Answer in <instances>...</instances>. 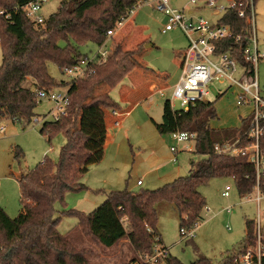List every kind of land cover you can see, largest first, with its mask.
<instances>
[{
	"label": "trees",
	"instance_id": "trees-1",
	"mask_svg": "<svg viewBox=\"0 0 264 264\" xmlns=\"http://www.w3.org/2000/svg\"><path fill=\"white\" fill-rule=\"evenodd\" d=\"M30 1L0 0V10L9 14L8 18L0 14V119L25 127L38 116V91L63 86L67 91L65 112L58 119L45 120L47 115H43L39 132L49 142L62 133L65 141L57 161L45 156L18 176L19 214L10 217L0 206V264H92L86 257L89 251L75 248L67 234L59 232L60 216H55V203L66 207V193L86 189L84 174L103 158L107 134L104 112L120 108L110 91L132 69H149L135 58L143 49L142 43L131 50L114 44L105 61L93 65V73L79 79L54 77L48 64L64 75V68L89 57L81 52L82 45L93 43L98 47L107 41V31L115 28L119 20H126L141 0H60L57 10L42 25L32 23L22 10ZM219 21L230 26L232 35L215 41L216 51L229 52L240 65L252 69L242 55L250 44L247 18L239 17L232 9L222 13ZM225 93L226 89L213 101L195 100L186 109H174L169 100L163 103L161 120L154 122L156 130L160 134L184 131L194 135L192 152L198 158L189 161L185 176L155 189L111 190L91 211L66 208L61 215L76 218V227L104 247L126 239L136 256L150 253L156 243L162 244L157 230V203L172 205L178 214L179 230L194 229L206 205L199 191L202 184L215 177H230L240 196L252 193L255 168L246 156L215 150L216 145L241 146L248 142L250 114L240 116L238 127L211 125L217 118L216 101ZM260 148L264 151V134ZM14 156H21L19 146ZM259 189L264 193V178ZM244 225L245 238L240 246L227 252L218 264H230L233 256L254 241V220L246 218ZM195 262L217 264L206 257ZM168 264L184 263L170 254Z\"/></svg>",
	"mask_w": 264,
	"mask_h": 264
},
{
	"label": "rangeland",
	"instance_id": "rangeland-1",
	"mask_svg": "<svg viewBox=\"0 0 264 264\" xmlns=\"http://www.w3.org/2000/svg\"><path fill=\"white\" fill-rule=\"evenodd\" d=\"M172 1L171 6L182 5L187 2V0ZM256 2L255 13L257 19L256 24L258 26H256L257 32L255 33L256 39L259 41L258 27L263 25L261 11L263 10L262 2L264 0H256ZM151 3L153 6H150ZM59 4L60 0H46L40 7V14L46 19L51 13L57 10ZM133 12H136L137 23L142 21L148 24V30L145 33L150 34V40L146 44L153 43L152 47L146 48L144 46L143 59L146 60L149 67L154 69L172 68L169 61L171 52L176 48H180L184 40H186L182 31L179 29H172L165 33L161 31L165 24V16L162 11L157 9V4L154 0H141V3L131 13ZM195 13L211 21L217 19V16L212 15L207 8L196 10ZM97 48L95 44L87 43L86 45H82L80 50L92 56ZM122 49L125 50L124 48ZM1 56L2 52L0 48V62ZM259 67L261 68V64L258 65L257 72ZM48 68L54 77L68 78L66 75L61 74L58 68L52 63L48 64ZM237 77L240 78V75L236 74V79ZM228 85L227 82L219 83L217 81H211L205 87L208 91V94L205 96V100L207 101L215 100L217 95L226 89V93L216 101L217 118L211 121V125L214 127H238L240 125L239 115L246 116L248 114L246 110L249 108L247 106H239L236 103L239 88L233 84L230 87ZM57 89L62 92L65 90V87L59 86ZM110 94L112 97L115 95L113 90L110 91ZM165 100H169L174 109L182 108L180 101L172 97V91L169 89L165 91L163 97L155 96L152 109L147 111L149 118L152 117L160 121ZM53 107L54 103L51 100L40 99L35 109L38 116L32 119L25 127L19 123H12L7 118L0 119V128L2 126L5 127L4 131L0 130V206L4 208L10 217L17 216L21 211L20 187L16 180L20 173L34 167L45 156H48L53 161L59 159L60 149L65 141L63 134L58 133L54 135L49 142L39 132L43 122V115H47L45 120L52 119V114L47 113ZM241 107H244V110L240 109ZM16 146H19L21 150V156L19 158L14 156ZM183 146L187 148L181 151L182 154L180 156L182 159L180 158L181 160L177 162V165L181 168L178 176H185L188 173L189 160L198 158L192 152L194 146L193 140L179 143V150ZM124 148L126 151L128 146L126 145ZM143 157L144 154L142 151L129 150V153L125 152L124 157L122 160H119L114 170L107 172L111 174L105 180V186H107L108 182H111L114 184V187H119V189L115 190H121L127 184L128 186L133 184V186H136V189H129L132 191H137L140 188L155 189L162 186L163 183L150 187L146 185L147 180L143 176V171L148 166H145L146 163L142 161ZM173 178L168 181H172ZM138 179L144 182L141 187L136 185ZM84 181H86V178ZM226 185L230 186L229 196L227 197L222 195V191ZM199 191L205 197L206 205L201 212V217L193 229L191 236L187 235L184 237L180 235L178 214L173 211L168 202L156 204L158 215L157 230L162 240L161 243L168 248L172 256L178 258L184 264H197L195 260L200 257H206L218 264L227 252L237 249L245 238L244 223L246 218L252 219L255 222L257 217H259L261 223H264V198L260 200L259 204L254 200H247L248 197L253 198L257 195L256 190L247 196H240L233 179L230 177L212 178L207 183L202 184L199 187ZM69 193H66L64 196L66 207H63L60 202L55 203V210L57 211L55 216H60L57 227L62 234L71 233L72 227L76 226L77 223L76 218L61 215V211L66 208H71L73 204H77L76 198L72 199L70 205L68 204V198L66 197ZM86 193L88 197H94L99 200L98 203L90 205V202L88 206L79 204L73 208L81 210L82 207L86 210L85 212H89L105 198L103 192ZM69 239L75 248H83L89 251L86 257L92 264H125L129 258L135 255L126 239H122L107 248L96 244V242L85 235L79 228L76 229Z\"/></svg>",
	"mask_w": 264,
	"mask_h": 264
},
{
	"label": "built area",
	"instance_id": "built-area-1",
	"mask_svg": "<svg viewBox=\"0 0 264 264\" xmlns=\"http://www.w3.org/2000/svg\"><path fill=\"white\" fill-rule=\"evenodd\" d=\"M45 1L32 0L22 7L25 15L35 25H42L45 21V18L40 14V7ZM156 1L157 8L163 11L167 17L162 31L180 29L188 39L179 65L180 75L172 89V97L180 101V106L186 109L189 103L195 100H205V96L208 94L205 87L211 81L227 82L228 87L233 84L239 88L236 103L249 108L250 118L246 131L248 142L241 146L227 143L216 145L215 150L246 156L247 161L255 168L254 190L257 192L255 197H248L247 200H254L259 204L260 200L264 198V193L259 189L260 181L264 178V151L260 148V137L264 134V95L260 93L257 79V66L262 54L256 46L254 0H188L187 7L171 6L169 0ZM136 6L130 10L129 14ZM202 8H207L212 15L217 16V19L211 21L195 13L196 10ZM232 9L237 10L239 17H246L250 25V44L243 49L242 55L244 62L248 63L252 69H246L245 66L240 65L231 53L216 51L215 41L232 35L230 26L219 21L222 13ZM0 14L5 15L6 18L9 17V14L2 9ZM123 22V20H119L115 28L107 31V35L111 37ZM110 49L111 47L106 44V41L103 42L92 56L82 58L77 64L64 68V75L70 79H79L90 75L94 71L93 65L103 63L110 53ZM236 74H239L240 78L236 79ZM159 93L163 94L162 91ZM37 97L51 100L54 103L53 109L49 112L53 119H58L65 112L66 88L62 92L57 88L43 89L38 91ZM110 113L115 117L119 115L115 109H112ZM114 124L120 126L121 120L116 118ZM170 135L176 142L192 140L194 137L192 133L184 131L172 132ZM140 183V180L137 181V184ZM229 190L230 186L226 185L222 195L229 196ZM180 232L184 236H191L193 229L181 227ZM254 235V241L247 244L243 251L233 256L230 264H264V223H261L259 217L254 222ZM169 256L168 248L163 244L156 243L150 253L136 255L125 264H168Z\"/></svg>",
	"mask_w": 264,
	"mask_h": 264
},
{
	"label": "crops",
	"instance_id": "crops-1",
	"mask_svg": "<svg viewBox=\"0 0 264 264\" xmlns=\"http://www.w3.org/2000/svg\"><path fill=\"white\" fill-rule=\"evenodd\" d=\"M154 1L157 4V1ZM172 2V0H169L170 5H172ZM256 3L257 2H255L254 4L255 32H257L256 26H258L256 24L257 19L255 13ZM262 3L263 10L261 11V21L263 20V25H260L259 22L260 27H258V33L260 40L258 41L256 39V46L258 51L262 54L261 60L259 62V64H261V68L259 67L258 69L257 79L259 83L260 93L264 95V2ZM150 6H153L152 3L150 4ZM173 6L187 7L188 0L182 5ZM164 16V20L166 23L167 17L165 13ZM136 19V12L130 13V15L126 20H124L122 25L116 29L115 33L111 37H109V39L106 41V44L110 47H112L114 44H118L125 50H131L136 48L138 44L142 43L143 49L141 50L140 54L135 55V57L141 65L148 67L149 70L145 71L137 67L132 69L129 73H127L125 78L115 88L112 89L115 93L113 98L120 104V108L115 109L118 111L119 115L116 117L112 116L110 113L112 109L105 110V126L107 134L104 143L103 158L100 162L91 165L88 171L84 174L82 181L87 186V188L78 192H70L69 194H67L66 198H68L67 202L69 205L72 199L76 198L77 204L71 205V208L77 207L79 204L88 206L90 202V205L98 203L99 200L94 197H88V195H86V192H103V195H105L111 190L119 189V187H114V184H112L111 182H108L107 186H105L104 182L105 180H107V177L111 174L107 172H111L112 170H114L119 160H122V158L124 157V153H129V150L142 151V153L144 154L142 161H144V163H146L145 166L148 167H145L146 169H144L143 171V176L144 178H146V185L149 187L154 186L156 184L159 185L161 183H168L169 179L173 177V179L177 178L180 173L181 168L179 167V165H177V162L182 159L180 156V154H182L181 151H184L187 147L183 146L179 150L180 147H178V145L183 141L176 142L170 134H160L156 130L154 125V122H159V120H155L152 117L149 118V114H147V111H150L152 109L155 96L163 97L165 95V91L169 89H171L172 91L173 86L177 82L180 75L179 65L183 50L188 44V39L184 35L186 40H184L182 46L180 48L172 50L171 58L169 60L172 65V68L170 67L164 69H154L148 66L146 60H144L142 56L144 46L146 48L153 46V43L151 42L149 44H146L150 40V34L145 33V31L148 30V24L142 21L137 23ZM165 32L167 31H164L163 33ZM159 91H162L163 94L160 95ZM240 109L244 110V107H241ZM246 111L249 113V109ZM116 118L121 120L120 126H116L114 124V120ZM10 121L12 123H17L12 120ZM2 127L3 130H1V128L0 130L4 131L5 127ZM126 145L128 146L129 150L126 149L125 151L124 146ZM172 147L174 148L173 150L171 149ZM85 178L86 181H84ZM139 180L141 181V179H138L137 181ZM137 181L136 185L139 187L144 184L143 181H141L140 184H137ZM125 188L136 189V186H133V184H131V186H128L127 184L122 189ZM170 206L173 209L171 204ZM81 210L84 212L86 211L82 207ZM173 211L175 212L174 209ZM76 229H78V227H72V232L68 233L67 236L70 237L76 231Z\"/></svg>",
	"mask_w": 264,
	"mask_h": 264
}]
</instances>
